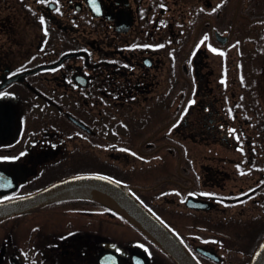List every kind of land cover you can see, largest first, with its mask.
Returning <instances> with one entry per match:
<instances>
[{"label": "flooded vegetation", "instance_id": "obj_1", "mask_svg": "<svg viewBox=\"0 0 264 264\" xmlns=\"http://www.w3.org/2000/svg\"><path fill=\"white\" fill-rule=\"evenodd\" d=\"M0 92V197L91 172L198 264H246L264 237V0H0ZM127 222L48 201L0 228V264L150 260L114 250Z\"/></svg>", "mask_w": 264, "mask_h": 264}, {"label": "water", "instance_id": "obj_2", "mask_svg": "<svg viewBox=\"0 0 264 264\" xmlns=\"http://www.w3.org/2000/svg\"><path fill=\"white\" fill-rule=\"evenodd\" d=\"M103 177L105 176L97 173L95 175L92 173L77 174L55 181L48 186L45 185L32 193L0 200V219L61 197L95 198L102 203H109L118 213L124 215L172 257L177 264H196L171 230L147 207L124 186L110 178L104 179ZM202 251L215 260L218 259L213 253ZM131 255L137 264H147L148 262L147 255L139 249H133ZM108 256H111L112 264H118L119 258L114 252L101 254L99 264H105V259ZM247 264H264V237L256 246Z\"/></svg>", "mask_w": 264, "mask_h": 264}, {"label": "trees", "instance_id": "obj_3", "mask_svg": "<svg viewBox=\"0 0 264 264\" xmlns=\"http://www.w3.org/2000/svg\"><path fill=\"white\" fill-rule=\"evenodd\" d=\"M10 218L11 217H8L2 221L6 222ZM3 223L4 222L0 221V228L5 227L6 231H8V225H2ZM112 232L114 249L116 245H121L120 242L122 241L128 242V248L140 244L142 246H145L150 252V255L152 256V264H175L167 254H165L161 249L152 244V242L130 222H127L126 225L113 224ZM156 251H158L159 253ZM214 264L222 263L214 262Z\"/></svg>", "mask_w": 264, "mask_h": 264}, {"label": "snow or ice", "instance_id": "obj_4", "mask_svg": "<svg viewBox=\"0 0 264 264\" xmlns=\"http://www.w3.org/2000/svg\"><path fill=\"white\" fill-rule=\"evenodd\" d=\"M45 2H46V0H45ZM97 10H99V9L97 8ZM57 11H59V9H57ZM39 19H40L41 22L44 21V17H43V16H40ZM45 30H46V29H45ZM134 46H135V45H127V47H134ZM149 47H160V45H149ZM209 47L212 48L211 45H209ZM212 51H214V52H219L220 49L212 48ZM5 94H6V93L0 92V96L5 95ZM189 103H193V101H189ZM129 151H130V149H129ZM13 159H15L14 156H0V160H13ZM92 175H95V173H92ZM103 178H104V179H108L109 177L105 176V177H103ZM172 191H176V190L173 189ZM193 195H195V193H193ZM209 195H210V194H209ZM2 199H6V197H0V200H2ZM117 251H120V249H117Z\"/></svg>", "mask_w": 264, "mask_h": 264}, {"label": "rangeland", "instance_id": "obj_5", "mask_svg": "<svg viewBox=\"0 0 264 264\" xmlns=\"http://www.w3.org/2000/svg\"><path fill=\"white\" fill-rule=\"evenodd\" d=\"M2 225H8V221L4 222Z\"/></svg>", "mask_w": 264, "mask_h": 264}]
</instances>
